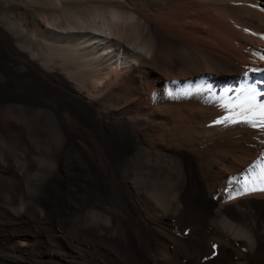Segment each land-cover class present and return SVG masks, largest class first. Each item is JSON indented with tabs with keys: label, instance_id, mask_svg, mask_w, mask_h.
<instances>
[{
	"label": "bare ground",
	"instance_id": "obj_1",
	"mask_svg": "<svg viewBox=\"0 0 264 264\" xmlns=\"http://www.w3.org/2000/svg\"><path fill=\"white\" fill-rule=\"evenodd\" d=\"M4 1L1 65L65 137L30 201L1 196L0 264H264V191L231 179L264 157L242 91L264 103V0Z\"/></svg>",
	"mask_w": 264,
	"mask_h": 264
},
{
	"label": "rangeland",
	"instance_id": "obj_2",
	"mask_svg": "<svg viewBox=\"0 0 264 264\" xmlns=\"http://www.w3.org/2000/svg\"><path fill=\"white\" fill-rule=\"evenodd\" d=\"M28 1H31V0H28ZM65 3H66L67 9H72L71 11H75V10L77 11L79 9V4L81 3V0H66ZM0 18L7 25H11L15 23L14 20L16 21V18L14 17L10 6L7 3H5L4 0H0ZM20 28H21L20 44L22 45L21 47L24 49V51L27 50L26 52L37 51L39 45L36 41L35 36L32 35L31 31L27 28L26 25H23V26L21 25ZM31 48H33V50ZM1 64L2 62H0V91H1L0 93V119H1L0 120V144H1L0 145V164L2 163V165L6 167V169L9 168V170H13L16 166L18 168L20 167L19 168L20 171L18 170L17 178L13 176L11 177V175L9 174L4 175V177L2 176L0 177V189H1L0 197L2 196L4 199H7L5 197H7L8 195L9 201L16 200V203L19 202L20 204V202L23 203L25 201L27 202L31 200L30 197L31 195H33L34 187L38 183L44 182L45 180L48 181L51 177L52 178L55 177L56 173L58 174L56 166H57V163L61 162L60 159H62L61 155H62L63 150L61 149V147L63 148L62 144L64 143L63 139L65 136L63 135L64 132L59 129L58 121L57 119H55L57 118L55 116L56 115L55 112L49 108V104H47L42 98H40L38 95L35 94L30 81L22 73V71L17 67H11V66L5 67ZM15 84L16 86L17 84H19L20 87H15ZM57 142L60 144L58 145ZM52 154L56 157L52 156ZM12 156H14V159L12 158ZM24 156H26V158ZM18 158H20V160ZM43 163L46 164L47 166L44 165ZM50 164L53 166H51ZM26 165H29L31 168ZM45 166L47 168H45ZM28 169H29L28 171L29 173L27 172ZM36 169H39V172ZM21 172H23L25 175ZM44 172H46L47 174ZM42 173H44L45 175ZM24 176L25 177L27 176L28 178L26 177L27 179L25 178L24 180L23 179ZM6 177H9V178H6ZM46 178H49V179H46ZM1 179H5V180L2 181ZM16 180H17V183H19V185L16 183ZM24 181L30 183L29 187H28V183ZM33 181L34 183H32ZM20 183H22V185L24 184L23 185L24 187L23 186L21 187ZM17 186H19V188ZM7 188L11 190V192ZM17 188H18V191H16ZM7 191H9L8 192L9 194H7ZM19 191L21 192L23 191V192L21 193ZM26 192L27 193L30 192L31 195L30 194L27 195ZM3 193L5 194V196L2 195ZM22 195H24L25 200ZM13 196H16V197H13ZM21 196L23 197V199ZM2 197L0 198L1 203L2 201H4ZM27 197L29 199H27ZM5 201H8V200H5Z\"/></svg>",
	"mask_w": 264,
	"mask_h": 264
},
{
	"label": "snow or ice",
	"instance_id": "obj_3",
	"mask_svg": "<svg viewBox=\"0 0 264 264\" xmlns=\"http://www.w3.org/2000/svg\"><path fill=\"white\" fill-rule=\"evenodd\" d=\"M261 59H264V54L260 55ZM242 91L246 95L248 103V111L252 114L249 119H255L256 122L252 126L264 128V103H256L257 92L254 85H247L242 88ZM223 120L217 121V123H223ZM255 172V176H253ZM232 181L240 184L237 195L245 194L248 191L260 190L264 191V157H261L255 164L242 175V177H233ZM258 184L259 188L252 187V185ZM232 191V189H229Z\"/></svg>",
	"mask_w": 264,
	"mask_h": 264
}]
</instances>
